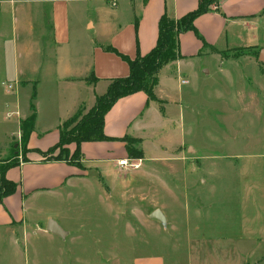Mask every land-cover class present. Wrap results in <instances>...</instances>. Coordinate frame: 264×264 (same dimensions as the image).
<instances>
[{
  "label": "rangeland",
  "instance_id": "obj_1",
  "mask_svg": "<svg viewBox=\"0 0 264 264\" xmlns=\"http://www.w3.org/2000/svg\"><path fill=\"white\" fill-rule=\"evenodd\" d=\"M201 1L209 10L217 5ZM239 20L250 24L251 38L228 25L217 44L221 50H210L218 54L188 58L179 77L161 68L157 84L166 83L156 85L157 101H148L137 131L132 126L117 139L126 151L122 158L136 161L137 168L116 165L105 175L82 152L74 157V143L62 152L24 148L16 136L2 134L0 124V166L30 152L42 159L61 153L84 175L67 198L38 194L22 202L16 220L24 229L15 236L0 227V264H102L115 255L121 264L136 257H158L163 264H264V8ZM39 73L34 89L31 84L21 89V116L32 95L41 125L57 121L56 109L65 114L57 125L67 122L69 128L87 116L94 98L66 116L75 90L52 85V72ZM4 88L0 83V102ZM9 129L16 134L15 123ZM54 131L41 136L50 139ZM4 199L0 215L8 211ZM155 209L162 211L165 226L149 217ZM48 218L70 237L52 240L36 231Z\"/></svg>",
  "mask_w": 264,
  "mask_h": 264
},
{
  "label": "crops",
  "instance_id": "obj_2",
  "mask_svg": "<svg viewBox=\"0 0 264 264\" xmlns=\"http://www.w3.org/2000/svg\"><path fill=\"white\" fill-rule=\"evenodd\" d=\"M216 4L215 8L194 20L196 33L189 30L179 35L182 57L166 65L174 69L178 77L182 64L188 58L218 54L210 50H221L222 47L219 48L217 44L228 25H231L233 33L241 28V33H238L243 35L245 32L244 36L251 38V32L246 30L250 24L239 19L244 16L256 17L264 8V0H216ZM197 6L198 0H0V71L3 73L0 83L5 86L0 102V124L4 126L2 134L19 139V121L30 114L29 102L28 111L21 116V89L29 84L34 89L40 83L36 78L40 71L52 72V85L75 90L69 104L73 107L67 116L84 100L103 94L109 79L128 75L127 63L115 53L106 51L107 46L114 47L129 58H134L137 52L145 55L156 43L157 24L162 14L177 19ZM4 28L7 33L3 32ZM202 43L208 45L205 51H202ZM222 46L224 48L226 44ZM207 71L203 70L204 75ZM91 72L97 80L85 85L84 81ZM165 80L162 79L157 87H163ZM81 82L83 85L79 86ZM147 104V97L141 91L118 99L104 117L103 132L113 139L81 143L82 159L105 175L111 167H117V160L126 154L123 142L117 139L128 134L132 126L138 130ZM34 109V128L27 145L30 149L45 150L57 142L59 133L56 122L65 114H58V110H54L57 121L48 127L41 125L44 122L40 121L39 107L34 105ZM155 110L152 108L153 113ZM146 122L142 120V124ZM10 123H15L16 134L9 129ZM52 129L55 131L50 139L46 135L41 136ZM262 163L264 167V156ZM5 175L17 187L13 194L4 199L8 211L0 215V227L15 236L18 228L24 229L17 222L16 215L27 197L38 194L55 197L62 194L67 198L71 195L69 188L84 182V175L68 162L43 160L33 152L9 168ZM9 198L12 201L9 202ZM49 220L52 219L48 218L47 222ZM46 225L37 226L36 231L48 239L59 237L48 232ZM60 228L64 237H70L68 230ZM121 262L117 255L102 259V264ZM129 264L163 263L158 257H136Z\"/></svg>",
  "mask_w": 264,
  "mask_h": 264
},
{
  "label": "trees",
  "instance_id": "obj_3",
  "mask_svg": "<svg viewBox=\"0 0 264 264\" xmlns=\"http://www.w3.org/2000/svg\"><path fill=\"white\" fill-rule=\"evenodd\" d=\"M208 11L209 8L204 6L201 0H198L196 9L177 19L171 18L165 13L162 14L157 24L156 43L145 55H140L137 52L134 58H129L114 47L107 46L105 48L106 51L115 53L127 63L129 68L128 75L109 79L105 92L95 96V103L87 116L79 120L71 128L67 126V122L58 125V140L47 149V152L52 153L56 148H62V146L74 143V157L77 158L81 154V143L113 139L106 136L103 132L104 117L112 105L122 97L141 91L146 95L147 101H157L154 89L158 83L159 71L168 63L182 57L179 51V35L189 30L196 33L194 20ZM88 77H91L90 80L93 83L97 80L92 72ZM34 96H31V101ZM31 101L30 114L19 121V141L24 148L27 147L29 136L34 128L35 110ZM62 151H64V148L61 149ZM62 155L58 153L52 158L44 156L43 160H62L67 162V159L62 157ZM6 161L5 165L0 166V206L3 203V199L13 194L17 187L14 182L6 178L5 174L9 168L16 166L18 161H10V159Z\"/></svg>",
  "mask_w": 264,
  "mask_h": 264
},
{
  "label": "water",
  "instance_id": "obj_4",
  "mask_svg": "<svg viewBox=\"0 0 264 264\" xmlns=\"http://www.w3.org/2000/svg\"><path fill=\"white\" fill-rule=\"evenodd\" d=\"M149 217L152 219H156L159 221L163 226L166 225L165 217L160 209L153 210ZM46 230L54 235H57L59 237L64 238V232L61 230V228L57 225V223L54 220H49L46 225Z\"/></svg>",
  "mask_w": 264,
  "mask_h": 264
},
{
  "label": "built area",
  "instance_id": "obj_5",
  "mask_svg": "<svg viewBox=\"0 0 264 264\" xmlns=\"http://www.w3.org/2000/svg\"><path fill=\"white\" fill-rule=\"evenodd\" d=\"M183 83H186V80L182 81ZM117 165L120 168H137L139 166V164L136 161H131V159H127V158H121L117 160Z\"/></svg>",
  "mask_w": 264,
  "mask_h": 264
}]
</instances>
